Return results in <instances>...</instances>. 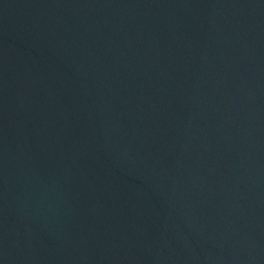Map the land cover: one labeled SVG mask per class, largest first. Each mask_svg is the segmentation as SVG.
<instances>
[{
  "label": "water",
  "instance_id": "95a60500",
  "mask_svg": "<svg viewBox=\"0 0 264 264\" xmlns=\"http://www.w3.org/2000/svg\"><path fill=\"white\" fill-rule=\"evenodd\" d=\"M0 264H264V0H0Z\"/></svg>",
  "mask_w": 264,
  "mask_h": 264
}]
</instances>
